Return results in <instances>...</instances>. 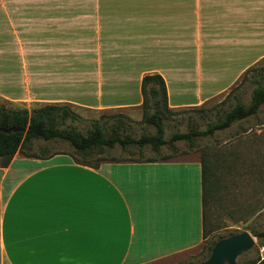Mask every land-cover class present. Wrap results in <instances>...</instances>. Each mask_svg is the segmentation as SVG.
Wrapping results in <instances>:
<instances>
[{
	"label": "crops",
	"instance_id": "0c3cea01",
	"mask_svg": "<svg viewBox=\"0 0 264 264\" xmlns=\"http://www.w3.org/2000/svg\"><path fill=\"white\" fill-rule=\"evenodd\" d=\"M213 29L246 46L264 29V0H0V105L76 104L70 87L87 75L101 99L129 91L139 72V89L145 73L163 78L171 109L197 106L234 82L199 65ZM183 54L188 68L169 67ZM87 59L91 74L71 66ZM143 60L151 71L135 72ZM129 166L151 179L120 180ZM201 170L198 159L94 168L17 152L0 167V264H154L192 250L203 239Z\"/></svg>",
	"mask_w": 264,
	"mask_h": 264
},
{
	"label": "rangeland",
	"instance_id": "374dc122",
	"mask_svg": "<svg viewBox=\"0 0 264 264\" xmlns=\"http://www.w3.org/2000/svg\"><path fill=\"white\" fill-rule=\"evenodd\" d=\"M252 30L248 29V37ZM256 38L252 42L248 40L246 46L235 45L223 39L220 29H213L214 34L203 36L200 43L199 65L202 68L211 67L221 74V83H226L234 78L231 87L217 96L201 102L197 106L173 109L174 113L164 122L165 135L168 139L172 133H184L191 129L203 130L209 122H215L235 104L233 95H236L241 103L248 105L252 90L255 88L253 77L257 70L264 69V29H258ZM204 35V33H202ZM193 38L185 37L184 40L192 41ZM193 44V43H192ZM186 49V48H184ZM156 56L157 49L151 50ZM192 52V51H189ZM194 53L190 56V58ZM175 60L169 67H187L186 56ZM153 57V56H152ZM188 60V59H187ZM191 60V59H189ZM194 62V60H191ZM75 62V64H74ZM71 66L79 67L80 71H94L97 67L92 59L70 62ZM168 63V64H170ZM153 62L143 60L135 67L137 70L146 67L151 71ZM114 66L120 65L117 61ZM121 67V65H120ZM166 67V68H169ZM197 67L198 64H197ZM210 68V69H211ZM256 69V70H251ZM247 70H250L248 73ZM246 78L242 80L244 73ZM150 74V73H145ZM87 75V74H86ZM140 73L125 78L130 84L129 91L125 93H103L102 98L96 97V88L93 75H87L85 82L72 84L71 95L76 104H68L79 118L75 121L67 120L63 127H71L83 134L91 128V123L99 121L111 125L116 120L124 122L120 128V135H129L137 138L142 134H153L154 127L141 122L142 108L141 95L138 84ZM204 78V77H203ZM264 81V79H263ZM95 84V85H94ZM237 86V87H236ZM235 90L232 91V89ZM81 91L83 94L77 95ZM232 91V92H231ZM227 98L228 93H230ZM27 104V103H26ZM40 104H1L9 110L25 108L37 109ZM109 132V131H108ZM39 147H46L49 152L68 153L74 157L71 145L62 141L42 142L34 144V152L38 153ZM141 154L144 158L155 157L149 146L141 151L136 146L121 149L116 145L112 149L98 151L90 162L101 164L102 162L121 160H137ZM161 155H168L177 160L198 159L209 171L211 188L207 190L203 205V239L200 245L164 261L154 264H196L203 260L205 247L219 236L229 233L248 232L254 239V246L236 258L235 264H250L254 259L264 258V247L253 236L264 228V104L254 116L233 123L230 127L216 131L212 136L195 138L191 143L176 141L172 145L160 148ZM102 161V162H101ZM144 166H129L122 168L118 177L120 180L144 181L150 180L151 172L145 176ZM137 195L141 189L135 188Z\"/></svg>",
	"mask_w": 264,
	"mask_h": 264
},
{
	"label": "trees",
	"instance_id": "16d2710c",
	"mask_svg": "<svg viewBox=\"0 0 264 264\" xmlns=\"http://www.w3.org/2000/svg\"><path fill=\"white\" fill-rule=\"evenodd\" d=\"M256 70V69H251ZM250 70H247L248 73ZM244 73L242 80L246 77ZM256 76L259 80L253 82L256 85L252 90L248 105L241 103L236 95H233L235 104L215 122H209L203 130L191 129L187 132H175L168 139L164 138V122L170 118L174 110L168 106L166 85L163 78L157 74H146L140 81L141 122L154 127L153 134H142L137 138L129 135H120V128H123L124 122L116 120L111 125L94 121L86 134H83L71 127H63L67 120L75 121L79 116L73 112L66 104H47L37 109L27 110L21 108L18 110H9L0 107V167H5L15 153H20L25 157L43 158L59 154L58 152H49L46 147H39L38 153L34 152L35 142L62 141L71 145L74 151V161L78 164L96 168L99 164H92L91 158L102 149H112L118 145L121 149L129 146H136L141 151L145 146H149L155 157L144 158L139 155L137 160H113L108 162H164L176 160L172 156L160 154V148L165 145H172L176 141H186L191 143L195 138H204L212 136L216 131L224 130L237 121L244 120L250 116L256 115L259 108L264 104V69L257 70ZM237 87V86H236ZM234 87L232 89L235 90ZM231 91V92H232ZM228 93L225 98L229 96ZM27 125L25 133L7 131L12 127ZM109 131V132H108ZM102 162V161H101ZM107 162V161H106ZM202 164L201 170V188H202V207L204 205L205 193L211 187L210 174L205 165ZM229 233L225 236H219L215 241L210 242L205 247L204 261L213 245L226 237L235 235ZM259 241V245L264 247V228L260 232L253 234ZM203 238V231H202ZM192 264V263H189ZM250 264H264V258L257 257Z\"/></svg>",
	"mask_w": 264,
	"mask_h": 264
},
{
	"label": "water",
	"instance_id": "95a60500",
	"mask_svg": "<svg viewBox=\"0 0 264 264\" xmlns=\"http://www.w3.org/2000/svg\"><path fill=\"white\" fill-rule=\"evenodd\" d=\"M27 125L10 128L7 132L25 133ZM253 237L246 231L231 235L217 241L208 257L196 264H235L236 258L247 252L254 246Z\"/></svg>",
	"mask_w": 264,
	"mask_h": 264
}]
</instances>
